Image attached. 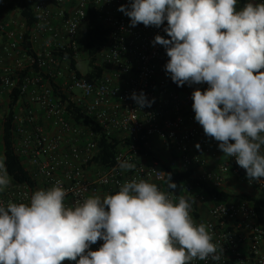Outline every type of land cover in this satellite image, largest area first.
<instances>
[{"label":"built area","instance_id":"1","mask_svg":"<svg viewBox=\"0 0 264 264\" xmlns=\"http://www.w3.org/2000/svg\"><path fill=\"white\" fill-rule=\"evenodd\" d=\"M23 1L34 20L30 29L20 14L16 16L18 11L1 13L5 4H0V147L8 106L16 99V113L10 120L11 150L22 160L33 184L11 177L9 187L0 193V203H29L36 190L48 189L58 180L68 190L69 205L90 195L115 194L130 179L155 183L178 198L166 187V169L189 173L198 187L232 197L220 203L190 185L183 189L182 196L194 201V220L211 225L214 242L223 246L220 261L209 258L195 264H264V218L260 220L251 204L237 197L244 193L233 197L229 192L231 186L264 192V177L249 182L235 158L224 156L219 142L207 137L195 120L192 93L208 85L177 86L166 73L170 58L153 41L156 35L170 39L163 30L167 22L160 28L131 27L130 18L118 11L130 0ZM247 2L238 0L237 10ZM89 9L107 31L92 64L81 43ZM52 50L63 56H55ZM83 59L89 67L86 74L77 68ZM141 91L154 99L151 107L139 108L129 98ZM73 115L87 118L90 125L73 120ZM99 135L117 143L106 164L95 161ZM117 157L135 163L136 168L120 170ZM103 243L98 240L90 250H99Z\"/></svg>","mask_w":264,"mask_h":264},{"label":"clouds","instance_id":"2","mask_svg":"<svg viewBox=\"0 0 264 264\" xmlns=\"http://www.w3.org/2000/svg\"><path fill=\"white\" fill-rule=\"evenodd\" d=\"M130 0L118 11L138 24L160 28L156 35L170 58L166 73L177 86L207 83L192 93L195 120L224 156L235 158L249 182L264 177V2L251 0ZM151 107L141 91L130 97ZM231 141H234L231 142ZM196 148L199 150L200 145ZM129 172L135 163L117 157ZM12 182L0 156V193ZM167 186L177 185L167 174ZM61 181L36 190L29 203H0V264H195L220 261L223 246L211 225L191 215L194 201L130 179L115 194L90 195L67 204ZM103 240L99 250L90 246ZM79 259L77 260V258Z\"/></svg>","mask_w":264,"mask_h":264},{"label":"trees","instance_id":"3","mask_svg":"<svg viewBox=\"0 0 264 264\" xmlns=\"http://www.w3.org/2000/svg\"><path fill=\"white\" fill-rule=\"evenodd\" d=\"M12 11L19 12L20 16L25 19L28 29L32 27L34 20L29 12L28 7L26 6L23 0H5V5L1 9V13L9 14ZM27 33L25 35V39H27L28 36ZM106 38H107V31L99 23L95 12L89 9L87 11V25L85 27V31L82 34L81 43L87 56L91 57V62H90L91 64H92V60L94 59L93 58L94 55L105 44ZM22 47L26 48L27 42H24ZM52 51L54 55L57 57L63 56V52L56 50H52ZM71 64L72 66L75 65L73 61L71 62ZM93 72L95 73L98 72V69L95 68V71ZM92 75L88 74L87 76L90 78ZM16 103L17 100L13 99L12 103L9 104L8 106L9 118H8V122L3 126V135H2L3 145L2 147H0V152H2L3 157L6 158V166L9 175L18 183H25L32 185L33 181L29 176V174L25 171L22 165V160L16 157L11 150L10 120L12 115L16 113L15 110ZM71 118L81 123L82 125L85 126L90 125V121L81 115H73ZM94 131L98 133V130L96 128H94ZM97 145L99 148V155L95 158V161L100 164L109 163L113 157V154L117 149V143L113 139H108L102 135H99L97 138ZM167 174L171 175L172 182H174L177 185L175 190L172 189L170 190H172L178 196H182L183 189L185 188V186L190 185L195 191L201 192V190H203L204 194L215 197L217 202L220 203L230 201L232 198L228 194H223L219 191L206 188L205 186L198 187L191 181L189 173L173 172L169 169H166V180H167ZM166 187L168 188L167 182H166ZM237 197L240 199L247 200L257 212L260 220L264 218V195H262V197H260L259 199L250 197L245 194H240Z\"/></svg>","mask_w":264,"mask_h":264},{"label":"rangeland","instance_id":"4","mask_svg":"<svg viewBox=\"0 0 264 264\" xmlns=\"http://www.w3.org/2000/svg\"><path fill=\"white\" fill-rule=\"evenodd\" d=\"M16 16H19V12L16 13ZM77 68L81 72V74H86L89 71V67L87 66V61L85 59L80 60L78 62ZM3 108H4V110H6V107H3ZM230 188H231L230 191L233 195H238L240 193H244L242 190L237 189V187L231 186ZM258 195L262 196V195H264V192H259Z\"/></svg>","mask_w":264,"mask_h":264},{"label":"crops","instance_id":"5","mask_svg":"<svg viewBox=\"0 0 264 264\" xmlns=\"http://www.w3.org/2000/svg\"><path fill=\"white\" fill-rule=\"evenodd\" d=\"M5 4V0H0V4ZM232 142V141H231ZM223 161V160H222ZM221 162V161H220ZM237 187V186H236ZM230 187H229V192H230ZM237 189H240V190H242L243 192H244V194L245 195H248V196H250V197H253V198H256V199H259L260 197H262V196H260V195H258V193L260 192V191H255V190H250V189H245V188H241V187H237ZM230 194L234 197L235 195H233L231 192H230Z\"/></svg>","mask_w":264,"mask_h":264}]
</instances>
